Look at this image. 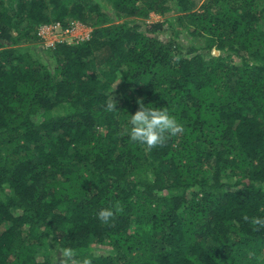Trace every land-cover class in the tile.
Returning <instances> with one entry per match:
<instances>
[{
  "label": "trees",
  "instance_id": "1",
  "mask_svg": "<svg viewBox=\"0 0 264 264\" xmlns=\"http://www.w3.org/2000/svg\"><path fill=\"white\" fill-rule=\"evenodd\" d=\"M72 19L88 39L42 44V23ZM141 98L184 132L130 142ZM245 216L264 218V0H0V264H60L64 247L92 264H264Z\"/></svg>",
  "mask_w": 264,
  "mask_h": 264
},
{
  "label": "clouds",
  "instance_id": "2",
  "mask_svg": "<svg viewBox=\"0 0 264 264\" xmlns=\"http://www.w3.org/2000/svg\"><path fill=\"white\" fill-rule=\"evenodd\" d=\"M116 87L117 85L114 91ZM137 103L139 109L134 115H130V127L124 130L125 134L130 137V142L138 143L141 146H145L146 150L151 151L158 146L164 145L170 136L176 137L184 132L183 125L169 114L167 107H147L142 98L138 99ZM105 111H117L113 94L107 102ZM121 212H123V208L119 205H116L114 210L112 208H104L98 212V219L102 223L108 224L117 213ZM243 219L253 226L256 231L264 229V218L262 217L250 218L245 216ZM59 256L60 264H92L90 259L79 260L77 253L70 247L60 248Z\"/></svg>",
  "mask_w": 264,
  "mask_h": 264
},
{
  "label": "built area",
  "instance_id": "3",
  "mask_svg": "<svg viewBox=\"0 0 264 264\" xmlns=\"http://www.w3.org/2000/svg\"><path fill=\"white\" fill-rule=\"evenodd\" d=\"M81 20L72 19L65 24L61 20H53L51 22L42 23L38 28V34L40 36V41L47 46L52 45L57 41H68V42H78L90 37V33L84 35L77 32L80 26ZM71 37L72 39H69Z\"/></svg>",
  "mask_w": 264,
  "mask_h": 264
},
{
  "label": "rangeland",
  "instance_id": "4",
  "mask_svg": "<svg viewBox=\"0 0 264 264\" xmlns=\"http://www.w3.org/2000/svg\"><path fill=\"white\" fill-rule=\"evenodd\" d=\"M164 17H165V15H161V14H158V13H155V12H151V14H150L148 19L150 21H155V20H161ZM92 30H93V26L81 21L77 32H80V33H82L84 35H87L88 33H90V36H91ZM69 39H72V38L69 37ZM42 44H44V43H42ZM34 49L35 50H39V52H40V54H41L43 59H45L47 61L51 60V56H50L51 53L48 50H45V48H43V46L40 43H36Z\"/></svg>",
  "mask_w": 264,
  "mask_h": 264
}]
</instances>
